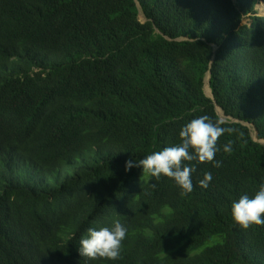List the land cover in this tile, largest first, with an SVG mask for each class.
I'll use <instances>...</instances> for the list:
<instances>
[{
	"label": "trees",
	"instance_id": "1",
	"mask_svg": "<svg viewBox=\"0 0 264 264\" xmlns=\"http://www.w3.org/2000/svg\"><path fill=\"white\" fill-rule=\"evenodd\" d=\"M262 4L0 0V264H264V226L231 216L264 184ZM205 115L231 131L191 193L125 171ZM116 221L117 260L80 255Z\"/></svg>",
	"mask_w": 264,
	"mask_h": 264
},
{
	"label": "clouds",
	"instance_id": "2",
	"mask_svg": "<svg viewBox=\"0 0 264 264\" xmlns=\"http://www.w3.org/2000/svg\"><path fill=\"white\" fill-rule=\"evenodd\" d=\"M227 131L231 129L220 126V122L214 123L206 115L194 118L179 131V144L152 152L142 159L130 158L125 161V171L142 167L143 172L155 180L162 176L172 179L181 189V195H187L193 191L195 167L186 162H211L214 167H219L220 162L214 159L219 150L217 141ZM223 150L230 152L231 144L224 145ZM211 181L212 173H205L200 186L207 188ZM231 216L234 223L243 229L252 225L264 226V184L253 196L244 194L234 200ZM126 236L127 227L119 221L112 227L89 228L87 237L80 240L79 253L90 260L115 261L120 257Z\"/></svg>",
	"mask_w": 264,
	"mask_h": 264
},
{
	"label": "rangeland",
	"instance_id": "3",
	"mask_svg": "<svg viewBox=\"0 0 264 264\" xmlns=\"http://www.w3.org/2000/svg\"><path fill=\"white\" fill-rule=\"evenodd\" d=\"M260 6H261V7H260ZM260 6L258 5L257 8L260 10L261 13H264V4H262V5H260ZM139 18H140L141 20H144V19H143V16H142V13L139 15ZM205 87H206V85H205ZM205 92H206L207 95H210V89H209L208 86L205 88ZM220 114H221V112H220ZM221 116H222V115H221ZM222 118H224V117H222Z\"/></svg>",
	"mask_w": 264,
	"mask_h": 264
},
{
	"label": "water",
	"instance_id": "4",
	"mask_svg": "<svg viewBox=\"0 0 264 264\" xmlns=\"http://www.w3.org/2000/svg\"><path fill=\"white\" fill-rule=\"evenodd\" d=\"M208 78H209V74L207 75V78H206L207 81H205V84H207V86L209 87ZM204 90H205V88H204ZM205 94H206V92H205ZM206 95H207V94H206ZM207 96L212 97L211 94H210V95H207ZM216 109H217L218 114L220 115V112H221L220 108L217 106ZM254 130H255V133H254V135H253V138H254V140H257V130H256V129H254Z\"/></svg>",
	"mask_w": 264,
	"mask_h": 264
},
{
	"label": "bare ground",
	"instance_id": "5",
	"mask_svg": "<svg viewBox=\"0 0 264 264\" xmlns=\"http://www.w3.org/2000/svg\"><path fill=\"white\" fill-rule=\"evenodd\" d=\"M206 81H207V80H206ZM205 85H206V87H207V84H205ZM206 87H205V88H206Z\"/></svg>",
	"mask_w": 264,
	"mask_h": 264
}]
</instances>
